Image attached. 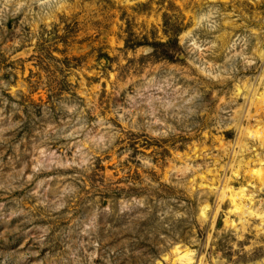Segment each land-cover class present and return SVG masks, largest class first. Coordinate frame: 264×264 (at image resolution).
<instances>
[{
    "label": "rangeland",
    "instance_id": "1",
    "mask_svg": "<svg viewBox=\"0 0 264 264\" xmlns=\"http://www.w3.org/2000/svg\"><path fill=\"white\" fill-rule=\"evenodd\" d=\"M263 92L264 0H0V264H264Z\"/></svg>",
    "mask_w": 264,
    "mask_h": 264
},
{
    "label": "bare ground",
    "instance_id": "2",
    "mask_svg": "<svg viewBox=\"0 0 264 264\" xmlns=\"http://www.w3.org/2000/svg\"><path fill=\"white\" fill-rule=\"evenodd\" d=\"M263 96H264V92L260 94V100L262 98H264ZM237 192H238V194L237 193H231L229 195V197H230L231 203L233 204V209L232 210L237 214L238 218H241L243 213H250L252 211H249V210L245 209V207H244L245 206V196H244V194L241 193L240 190L237 191ZM175 248L177 249L178 247L175 246ZM183 252L184 251H180L181 255L178 257V260L189 264L190 263V257L188 256V252H186V253H183Z\"/></svg>",
    "mask_w": 264,
    "mask_h": 264
}]
</instances>
